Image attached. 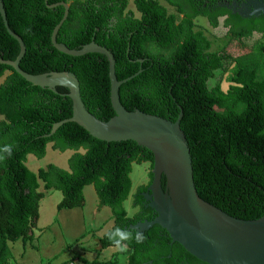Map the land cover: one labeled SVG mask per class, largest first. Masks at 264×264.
<instances>
[{
	"label": "trees",
	"instance_id": "trees-1",
	"mask_svg": "<svg viewBox=\"0 0 264 264\" xmlns=\"http://www.w3.org/2000/svg\"><path fill=\"white\" fill-rule=\"evenodd\" d=\"M165 1L179 19L157 0H133L138 18L126 10L127 0H48L49 5L58 4L52 8L45 0H2L9 29L25 45L21 70L33 75L70 71L79 81L86 110L102 122L115 116L107 57L99 53L71 56L52 45V31L64 14L59 3L68 4L57 43L80 50L94 41L107 48L114 56L118 80L141 70L120 86L122 106L172 122L182 112L180 127L190 150L198 196L232 217L258 219L264 215V80L259 79L264 27L256 19L229 16L223 22L227 43L211 52V42L195 30L194 19L205 14L216 27L219 12L211 13L199 0ZM254 32L262 40L257 53L244 44ZM230 49L238 54L232 56ZM19 52V44L8 34L0 14V58L13 61ZM226 62L235 63L229 88H210L213 72L228 69ZM6 71L9 73L0 84V264H8L7 241L32 236L44 197L40 182L44 190L61 193L58 210L83 207V189L92 185L98 206L108 207L113 217L111 228L98 244L101 249L116 247L107 234L116 228L128 231L131 238L122 242L126 264H206L172 242L161 225L153 223L142 231L134 228L156 217L144 201L152 170L148 185L139 186L133 195L136 213L128 216L123 206L131 190L132 164L148 162L152 169V152L133 140L94 138L74 122L64 123L49 135L55 124L72 116L68 88L56 86L54 92L35 86L0 63V78ZM49 143L61 152L73 151L67 169L50 163L30 171L27 156L43 158ZM5 146L11 147V155L2 151ZM160 187L166 191L164 174ZM137 233L143 236L139 243ZM76 257L82 264L95 263Z\"/></svg>",
	"mask_w": 264,
	"mask_h": 264
},
{
	"label": "water",
	"instance_id": "water-1",
	"mask_svg": "<svg viewBox=\"0 0 264 264\" xmlns=\"http://www.w3.org/2000/svg\"><path fill=\"white\" fill-rule=\"evenodd\" d=\"M48 8L58 4L49 5ZM64 14L54 27L51 42L55 49L71 56L99 53L107 57L110 81V101L115 116L108 122L94 118L85 108L80 96L79 81L70 71L28 74L19 64L25 54V45L20 37L8 27L3 2L0 0V14L8 34L19 44L20 52L15 60L0 63L10 66L22 78L35 86L46 87L56 92V86L67 87V96L72 100V116L55 124L49 135L61 125L74 122L94 138L112 142L133 140L145 147L154 156L152 179L145 195L151 202L156 217L152 222L139 223L134 228L142 231L153 223L161 225L172 242L179 243L189 254L206 264H264V215L255 220L232 217L218 207L202 200L196 193L193 182L192 161L188 143L180 127L182 112L172 122L160 116L138 110L127 111L121 104L119 88L137 76L141 70L123 80L115 75V59L105 47L92 41L80 50H71L57 43L58 31L68 15V4ZM166 177V191L160 187V178Z\"/></svg>",
	"mask_w": 264,
	"mask_h": 264
},
{
	"label": "rangeland",
	"instance_id": "rangeland-1",
	"mask_svg": "<svg viewBox=\"0 0 264 264\" xmlns=\"http://www.w3.org/2000/svg\"><path fill=\"white\" fill-rule=\"evenodd\" d=\"M71 1L74 0H68V2ZM127 1L126 10L132 12L138 18L139 13L134 7L133 0ZM157 1L167 9L169 14H175L178 19L180 18L176 10L169 6L165 0ZM194 25L195 30L201 31L211 42V52L224 48L227 43V32L221 21L218 22V26L213 27L207 19L198 16L194 19ZM244 44L247 48H250L252 53H257L262 40L254 33L244 39ZM230 53L235 56L238 51L230 49ZM259 63V79L264 80V57L259 58ZM225 65L229 66L228 69L213 72V77L208 83L210 88L216 85L223 91H227L229 88L230 78L235 72V63L229 65L226 62ZM8 73L6 71L3 77L0 78V84ZM80 152L83 151L80 150ZM72 153V150L61 152L53 149L52 144L49 143L46 146V154L43 158L37 159L33 155H28L25 164L32 172H36L50 163L67 169V159ZM150 172L148 162L132 164L129 175L131 190L127 200L123 203L128 216H133L136 213L137 208L133 205V195L139 186L148 185ZM39 190L44 193V197L39 204L38 219L31 228L32 236L24 241L22 239L7 241L9 254L6 263L62 264L74 262V264H82L76 257L81 256L88 262H95L94 264L104 262L126 264L127 255L125 250L120 251L117 247L101 249L98 244V239L111 228L113 217L108 207L98 206V198L92 185H87L83 189L84 207L75 209L63 208L58 210L56 204L61 199V193L56 190H44L41 182Z\"/></svg>",
	"mask_w": 264,
	"mask_h": 264
},
{
	"label": "flooded vegetation",
	"instance_id": "flooded-vegetation-1",
	"mask_svg": "<svg viewBox=\"0 0 264 264\" xmlns=\"http://www.w3.org/2000/svg\"><path fill=\"white\" fill-rule=\"evenodd\" d=\"M201 7L206 8L211 13L219 12L218 21L223 22L229 17L236 16L239 18L249 20L256 19L258 24L264 27V0H199ZM185 5L189 7L187 1ZM223 10V11H222ZM208 20L205 14L198 15ZM197 16V17H198ZM256 33L261 37L260 33ZM144 193V201L146 204H150L151 200L149 196Z\"/></svg>",
	"mask_w": 264,
	"mask_h": 264
},
{
	"label": "clouds",
	"instance_id": "clouds-1",
	"mask_svg": "<svg viewBox=\"0 0 264 264\" xmlns=\"http://www.w3.org/2000/svg\"><path fill=\"white\" fill-rule=\"evenodd\" d=\"M2 151L7 153L8 155H11L12 149L10 146H5ZM107 235L108 239L112 241L120 251H124L126 247V245L122 242L128 241L131 238V234L128 231L121 230L120 228H116L114 231L109 232ZM135 240L139 243L143 240V236L140 233H137L135 236Z\"/></svg>",
	"mask_w": 264,
	"mask_h": 264
},
{
	"label": "built area",
	"instance_id": "built-area-1",
	"mask_svg": "<svg viewBox=\"0 0 264 264\" xmlns=\"http://www.w3.org/2000/svg\"><path fill=\"white\" fill-rule=\"evenodd\" d=\"M68 264H74V262H68Z\"/></svg>",
	"mask_w": 264,
	"mask_h": 264
},
{
	"label": "crops",
	"instance_id": "crops-1",
	"mask_svg": "<svg viewBox=\"0 0 264 264\" xmlns=\"http://www.w3.org/2000/svg\"><path fill=\"white\" fill-rule=\"evenodd\" d=\"M84 207V206H83ZM72 209H75V208H72Z\"/></svg>",
	"mask_w": 264,
	"mask_h": 264
}]
</instances>
